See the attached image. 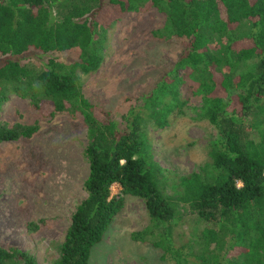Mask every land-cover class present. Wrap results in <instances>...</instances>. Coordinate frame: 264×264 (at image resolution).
<instances>
[{
    "label": "trees",
    "instance_id": "16d2710c",
    "mask_svg": "<svg viewBox=\"0 0 264 264\" xmlns=\"http://www.w3.org/2000/svg\"><path fill=\"white\" fill-rule=\"evenodd\" d=\"M151 7L163 16L153 35L177 38L182 51L117 122L83 94L80 74L101 66L109 26ZM75 48L77 59L65 64L50 56L31 83L24 54ZM0 57V104L11 86L37 108L50 101L51 115L80 113L87 127L86 196L53 264H89L125 195L141 198L148 216L134 239L161 249L168 264H264V0H0ZM192 96L200 100L192 107L197 119L213 126L216 137L197 171L170 178L142 127L150 120L163 128ZM38 130L37 122H0V142ZM115 183L121 195L111 196ZM181 205L204 224L198 232H175ZM0 264L38 262L16 247H0Z\"/></svg>",
    "mask_w": 264,
    "mask_h": 264
},
{
    "label": "rangeland",
    "instance_id": "374dc122",
    "mask_svg": "<svg viewBox=\"0 0 264 264\" xmlns=\"http://www.w3.org/2000/svg\"><path fill=\"white\" fill-rule=\"evenodd\" d=\"M162 23V14L153 7L123 16L107 28L99 69L80 74L83 94L109 111L117 122L139 102L140 94L167 76L181 54L180 40L153 35ZM78 51H30L20 59L31 72V83L36 84L35 74L47 58L53 56L70 64L78 58ZM3 62L0 57V64ZM22 86L28 87L26 83ZM181 93L187 94L185 90ZM30 100L7 86L0 104L1 123L39 125L38 132L29 138L0 142V247H16L33 255L38 264H53L71 216L86 196L83 183L89 168L83 151L87 127L80 113L51 115L50 101L42 100L37 108ZM199 103L198 98L190 97L182 112L172 115L163 128L150 120L143 124L153 159L172 175L170 178L197 171L207 160L209 143L216 137L213 126L197 119L192 107ZM110 191L111 196L121 195L117 183ZM179 212L177 234L189 235L204 225L189 206L181 205ZM148 222L143 200L125 195L122 209L107 226L102 240L93 246L89 264H168L160 257L161 249L150 241L134 239V233L144 231ZM175 239L179 244L176 234Z\"/></svg>",
    "mask_w": 264,
    "mask_h": 264
}]
</instances>
